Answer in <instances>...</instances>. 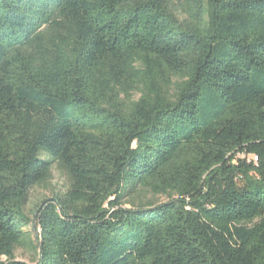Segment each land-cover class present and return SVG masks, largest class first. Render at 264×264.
I'll return each mask as SVG.
<instances>
[{"label": "trees", "instance_id": "obj_1", "mask_svg": "<svg viewBox=\"0 0 264 264\" xmlns=\"http://www.w3.org/2000/svg\"><path fill=\"white\" fill-rule=\"evenodd\" d=\"M0 264H264V0H0Z\"/></svg>", "mask_w": 264, "mask_h": 264}, {"label": "rangeland", "instance_id": "obj_2", "mask_svg": "<svg viewBox=\"0 0 264 264\" xmlns=\"http://www.w3.org/2000/svg\"><path fill=\"white\" fill-rule=\"evenodd\" d=\"M64 178L63 176L57 172L54 171L53 173V179L51 182V185L49 187H43V186H35L30 190L29 199L26 204L25 210L31 218L33 217V212L37 205L45 198H50L53 195L54 191L62 190L64 185ZM166 195H152L149 192L142 191L141 192V201H147L150 200L154 203L163 202L167 200ZM139 200L135 199V202H138ZM126 207L131 206L130 203L125 204ZM32 224L27 227V230H32L33 236H35V230L32 228ZM15 259L18 261H24V262H33L35 263V254L33 252H30L28 250H24L21 248H17L15 250Z\"/></svg>", "mask_w": 264, "mask_h": 264}]
</instances>
